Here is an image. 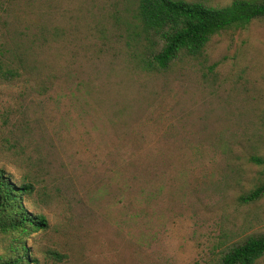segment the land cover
Here are the masks:
<instances>
[{
	"label": "rangeland",
	"instance_id": "1",
	"mask_svg": "<svg viewBox=\"0 0 264 264\" xmlns=\"http://www.w3.org/2000/svg\"><path fill=\"white\" fill-rule=\"evenodd\" d=\"M136 2L0 0V50L34 67L0 80V169L47 221L29 264H209L264 233V194L239 202L264 183V18L149 73Z\"/></svg>",
	"mask_w": 264,
	"mask_h": 264
},
{
	"label": "trees",
	"instance_id": "2",
	"mask_svg": "<svg viewBox=\"0 0 264 264\" xmlns=\"http://www.w3.org/2000/svg\"><path fill=\"white\" fill-rule=\"evenodd\" d=\"M133 17L132 43L138 53L136 66L143 72H162L175 61L204 56L210 40L229 30L246 28L252 21L264 18V0H233L223 7L186 0H136ZM30 67L20 55H13L5 44L0 50V80L11 82L31 73ZM250 162L260 165L264 161L251 157ZM33 187L25 181L16 182L0 169V237L8 239L0 264H29L26 239L36 231L45 229L47 221L41 214L29 212L25 196ZM264 194V183L239 197L247 204ZM222 244H220L221 246ZM61 261L64 256L49 253ZM217 258L209 264H257L264 258V233L251 235L242 242L217 252Z\"/></svg>",
	"mask_w": 264,
	"mask_h": 264
}]
</instances>
